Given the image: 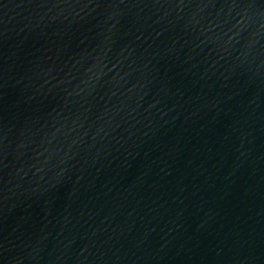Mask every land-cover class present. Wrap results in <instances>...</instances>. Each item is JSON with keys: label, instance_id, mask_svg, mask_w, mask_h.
<instances>
[{"label": "water", "instance_id": "obj_1", "mask_svg": "<svg viewBox=\"0 0 264 264\" xmlns=\"http://www.w3.org/2000/svg\"><path fill=\"white\" fill-rule=\"evenodd\" d=\"M0 264H264V0H0Z\"/></svg>", "mask_w": 264, "mask_h": 264}]
</instances>
